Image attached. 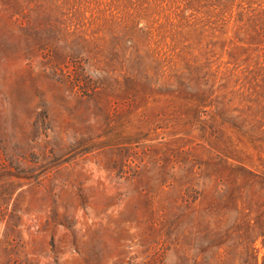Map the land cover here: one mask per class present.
Listing matches in <instances>:
<instances>
[{
    "label": "rangeland",
    "instance_id": "rangeland-1",
    "mask_svg": "<svg viewBox=\"0 0 264 264\" xmlns=\"http://www.w3.org/2000/svg\"><path fill=\"white\" fill-rule=\"evenodd\" d=\"M15 1L0 264H264V0Z\"/></svg>",
    "mask_w": 264,
    "mask_h": 264
},
{
    "label": "trees",
    "instance_id": "trees-1",
    "mask_svg": "<svg viewBox=\"0 0 264 264\" xmlns=\"http://www.w3.org/2000/svg\"><path fill=\"white\" fill-rule=\"evenodd\" d=\"M212 1H216L217 6L214 3L210 4V5H213L215 7L213 8V10L208 12V14H207L208 20L206 21V23H207V25H209L210 29L217 30V28L220 29L221 27L225 26V24L227 22V17L225 15L226 11H225V7L223 6V3L226 1H229V0H212ZM193 2H194V0H187L186 1L187 5H189L190 3L192 4ZM10 7H13L15 9V11L11 14V17L14 14L19 13L20 10H19V7H17V5H16L15 0H13V4H11ZM183 10H184V8L182 9V11ZM236 19H238V18H236ZM238 20H236V21L238 22ZM262 32H263L262 40H264V30ZM260 34H261V31L260 30L257 31L256 37L260 36ZM239 48H241V47H239ZM231 50L233 52L235 51L233 49H231ZM250 219L251 218H247V215L245 214L244 220H240V222L238 221V218H236L234 220L233 224L231 225V227L234 226L233 228L229 227L227 229H221L220 232H218L215 229H211V230L207 231V234L209 236L216 237V236H219V233L220 234L224 233L225 235L235 233L236 235H234V236L237 238H240L241 236L238 234L241 231H243V229H245L244 233L249 234L250 236L255 234L254 238L252 240H250V241H252V243L259 236L263 237V243H264V213H261L260 215L256 216L252 222L250 221ZM235 230H236V232H233ZM240 242H242V240ZM240 242L238 241V243H240ZM245 248L247 251L246 257L251 256L252 258H254V256H255L254 255V248L253 247H245ZM248 248L250 249V254L248 252Z\"/></svg>",
    "mask_w": 264,
    "mask_h": 264
}]
</instances>
